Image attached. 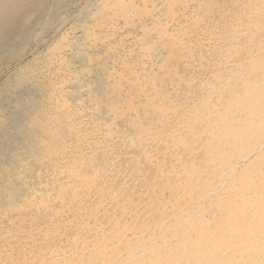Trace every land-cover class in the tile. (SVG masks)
<instances>
[{
	"label": "bare ground",
	"instance_id": "6f19581e",
	"mask_svg": "<svg viewBox=\"0 0 264 264\" xmlns=\"http://www.w3.org/2000/svg\"><path fill=\"white\" fill-rule=\"evenodd\" d=\"M64 1L0 0V59ZM106 1L1 94L0 264H264V0Z\"/></svg>",
	"mask_w": 264,
	"mask_h": 264
},
{
	"label": "rangeland",
	"instance_id": "374dc122",
	"mask_svg": "<svg viewBox=\"0 0 264 264\" xmlns=\"http://www.w3.org/2000/svg\"><path fill=\"white\" fill-rule=\"evenodd\" d=\"M65 1H64L65 3L64 2L61 3L62 5L59 4L61 7L59 5H57V8L55 7L56 9L54 8L55 10H53L52 11V14H50V18H51L50 20H53V21H50V24H49V27L50 28L48 27L47 28L48 30L46 29V31L40 33V35L38 34L37 36H36V33H32L29 41L27 42L28 44H26V47L23 48V49H21V50L16 51L13 54L14 55L13 58H10L9 56H2V58L0 59V65H1L0 66V109H1L0 110V118H3V119H0V133H1L2 130H6L8 128V126L10 125L9 123H11L9 121L10 118H8V117H9V113L11 111L10 105H13V101L11 100L10 104L9 103L7 104V102L5 104V100L2 98V95H3L4 91L6 90V87L8 85H10V83H11V81H13L14 77L21 70H23V68L25 67V65L31 67L32 69L35 68L34 70L42 78L41 80L47 82V80H48L47 77L48 76L50 77L52 75V73L49 70L46 69L45 62L47 61V58H48L47 55L50 56V54L52 53V50H53L52 47H54V44L56 43V41L59 40L57 38H60V39L61 38H64L65 37L64 35H67V32H71L72 31L71 29H73V27L75 26L74 24H77L78 23L77 20L82 15H86L87 14V16H89V14H90L89 11L90 10L88 8L91 5H92V7H90V9L93 10L94 5H95V2L101 3L102 1H105V0H65ZM108 1L109 0H107L106 2H108ZM49 2L52 5V0L51 1L49 0ZM49 2H48V5L47 6L50 5ZM106 2H104V3H106ZM221 3H222V5L224 6L225 9H228L231 12H240V10H241V7L238 6V4H237L236 8H234V6H229L228 0H221ZM64 5H66V6H64ZM85 7H87L85 9L86 11L85 10L83 11V9ZM82 11H83V13H82ZM78 15L80 17H78ZM42 16H43V19H46V17H47L46 13L43 14ZM229 21H230L229 18H227V19L224 18L225 24L227 22H229ZM190 22H191V19L187 21V23H190ZM92 23H94V21ZM70 24H72L73 26L70 25ZM222 24H223L222 21H219V22L216 21L214 23L212 22V23L208 24V27L207 28L209 30H214L215 31V34L211 35L212 38H215V37L218 36L219 27ZM177 26H179V24ZM167 27L169 28L170 25L167 26ZM60 33L63 34V35H61ZM131 36H133V35H131ZM198 38H201L202 39V41H201L202 44H206V42L208 41L207 38H209V37L207 35H205L204 34V30L202 28H200V29H198ZM127 46H129V48H131L132 50H137L138 47H137V45L135 43L134 37H130V41L128 42ZM117 48L120 51L125 52L123 49H121L120 46H117ZM101 50H102L101 51V54L103 55L107 51V48L106 47H103ZM182 52H184V51L179 50L177 53L180 55ZM129 60L132 61L131 58H128V61ZM40 64H42V65H40ZM39 70H42L43 73L42 74H39L38 73ZM198 76L201 77L203 75L200 74ZM45 78H47V80ZM38 99H39V101L40 100H45L43 97L41 98L40 96H38ZM45 102H47V101L45 100ZM6 105H9V106H6ZM6 116H7V118H6ZM6 120H8V121H6ZM29 157L30 156L28 154H25L22 157V159L23 158H26L27 159ZM3 165H4L3 162H1V160H0V166L2 167ZM1 167H0V170H1ZM3 167L6 168L7 165H4Z\"/></svg>",
	"mask_w": 264,
	"mask_h": 264
}]
</instances>
